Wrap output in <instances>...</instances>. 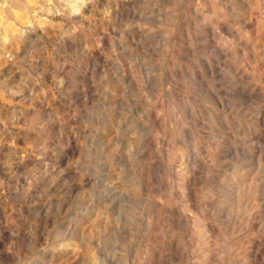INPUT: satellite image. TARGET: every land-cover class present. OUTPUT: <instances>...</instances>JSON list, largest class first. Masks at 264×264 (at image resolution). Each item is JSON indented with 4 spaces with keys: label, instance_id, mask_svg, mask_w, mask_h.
Here are the masks:
<instances>
[{
    "label": "clouds",
    "instance_id": "1",
    "mask_svg": "<svg viewBox=\"0 0 264 264\" xmlns=\"http://www.w3.org/2000/svg\"><path fill=\"white\" fill-rule=\"evenodd\" d=\"M257 240L264 0H0V264H264Z\"/></svg>",
    "mask_w": 264,
    "mask_h": 264
},
{
    "label": "rangeland",
    "instance_id": "2",
    "mask_svg": "<svg viewBox=\"0 0 264 264\" xmlns=\"http://www.w3.org/2000/svg\"><path fill=\"white\" fill-rule=\"evenodd\" d=\"M255 243H264V241L257 240ZM254 251H255V245H254ZM260 256L264 257V249H261ZM259 259V257H258Z\"/></svg>",
    "mask_w": 264,
    "mask_h": 264
}]
</instances>
